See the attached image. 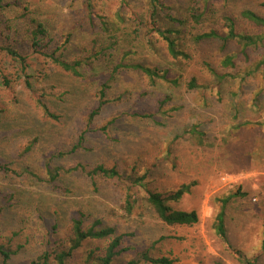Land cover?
<instances>
[{
    "label": "rangeland",
    "instance_id": "rangeland-1",
    "mask_svg": "<svg viewBox=\"0 0 264 264\" xmlns=\"http://www.w3.org/2000/svg\"><path fill=\"white\" fill-rule=\"evenodd\" d=\"M159 1L187 22L179 42L190 56L187 60L168 58L157 35L151 36L150 46L146 44L147 0H90V13L87 0L3 1L8 4L3 16L17 28L23 29L28 15L35 17L47 27L49 47L55 45L52 51L66 47L55 56L62 53L67 62H82V77L75 78L48 59L31 60L34 70L41 69L35 74L36 87L55 120L44 115L22 83L11 89L13 99L0 86V245L17 250L11 264H28L48 238L66 239L79 212L85 216V227H112L123 236L122 247L130 251L114 264L131 260L155 242L151 255L167 257L174 264H239L225 252L213 227L220 200L229 196L224 208L228 242L247 259L262 251L258 264H264V65L256 66L264 57V45L249 51L246 63L237 58L234 68H221V58L237 52L235 45L228 43L220 51L217 42L192 41L217 27L216 20L223 15L231 17L239 31L264 35V28L240 17L243 10L264 17V0ZM204 4L206 15L190 23L188 9ZM158 18L159 25L167 28ZM17 37L12 33L18 49L27 51L26 42ZM124 53H128L126 64L168 69V80L177 78L178 86L160 81L152 86L137 71L125 70L109 82L107 98L112 101L88 127L87 116L98 105L100 85ZM7 64L0 59V68ZM225 73L235 78H219ZM192 78L198 86L194 90L188 88ZM242 122L248 124L240 127ZM83 133V148L72 153ZM77 165L85 170L61 172L56 181L48 182L47 167L69 170ZM98 165L115 167L120 178L89 176ZM142 175L146 188L156 192L194 183L189 194L168 205L195 211L199 222L169 227L156 219L145 206L144 189L128 191L129 182ZM127 194L140 205L130 214L125 210ZM108 242L84 243L66 264H87V254L95 251L97 256Z\"/></svg>",
    "mask_w": 264,
    "mask_h": 264
},
{
    "label": "trees",
    "instance_id": "trees-1",
    "mask_svg": "<svg viewBox=\"0 0 264 264\" xmlns=\"http://www.w3.org/2000/svg\"><path fill=\"white\" fill-rule=\"evenodd\" d=\"M3 1L4 0H0V38L4 39L0 44V59L3 58L8 61V69L0 68V86L3 87L5 91H7L8 96L13 99V92L11 89H13L15 84L22 83L26 90H28V92H30L34 97L35 103L42 109L44 115L55 120L57 117L48 110V107L44 102L45 95L40 94V91H38L36 87L37 80L35 78V74L41 72V69L36 68L34 70L31 60L37 59L38 62H40V58L48 59L49 63L57 66L63 72L75 78L82 77L80 72L82 62L79 60L67 62L63 57L64 54L62 56V53L55 56L59 50H63L64 52L66 47L62 49L61 46H57L52 51L50 47L51 45H55L52 43L49 47L51 40L48 36V29L35 17H29L28 15L25 25L22 26L23 29L21 27L17 28L15 26L17 25L16 23L6 19L3 16L1 11L5 7H8V4L5 5ZM123 6H126L125 2H123ZM206 7V4H204V6L201 8L190 7L188 9L190 23H198L206 15ZM86 8L90 13V0H87ZM127 11H129V9ZM131 15L132 19L136 23H139L137 17L135 18L134 14ZM158 16H160V18L164 21L167 28H163L159 25ZM24 17L26 16L24 15L23 18ZM144 17V26L147 28L145 38L146 44L148 46L151 45V36L157 35L163 44L167 57L172 61L179 59L187 60L190 58L189 54L183 51L179 45L180 40H182L183 31L187 25L186 20L174 16V14L171 13L170 7L161 4L159 0H147ZM240 17L242 20H245L254 27L264 28V17L258 15L254 11L243 10L240 13ZM216 22H218L217 27L215 26L206 32H202L193 36L192 41L194 43L217 42L219 44L220 51H223L228 43L235 45L237 52L221 58V61L219 62V66L221 68H234V61L237 58L246 63L249 59L248 52L250 51L251 53L257 51L262 45H264V35H255L250 33L246 34L245 32L237 30L236 23L231 17L223 15L217 18ZM101 26L103 31L107 30L106 23L103 21V19L101 21ZM13 27L14 29H12ZM12 33H14L16 36H20L17 38L26 42V46L28 47L27 51H21V49H18V46L15 44L17 42L11 39ZM20 45L21 44H19V46ZM127 55L128 53H124L120 61L112 64V72H110L108 79L100 85V89L98 91V105L92 111H90L87 116L88 127L91 126L94 118L100 114L101 109L105 105L110 104L112 101L108 100L107 98L108 90L110 89L109 82L113 81L115 76L117 77L118 74L125 70L137 71L143 77L147 78V80L151 82L150 84L152 86H154L157 81H160L161 83H170L175 87L178 86L177 78H174L171 81L168 80V69L160 70L157 67L150 68L142 64H126L123 61ZM262 65H264V57L262 61L256 66L260 67ZM207 68L209 73L214 76L216 75L215 70L208 66ZM42 78L44 77L42 76ZM219 78L234 79L235 76L231 73H225L221 74ZM197 87L198 86L195 83V78H192L188 84V88L190 90H194L197 89ZM247 124L248 122H242L240 123V127ZM100 131L101 133H105L106 127L100 128ZM84 135V133L81 134V142L71 149L72 153L83 148L81 143L83 141ZM30 148L31 145L26 148V151L28 152ZM132 169L133 171L135 170V168ZM78 170H81L80 172H82L85 170V168L82 165H77L69 170H61V168L58 167H47V180L49 183H53L60 176L61 172L72 173ZM97 174L102 175L106 179L120 178L115 167L105 168L102 165H98L91 172H89V176H94ZM144 180L145 175L134 177L132 181L129 182L128 191H130L133 187L143 188L145 192L143 199L146 208L150 209L155 215L156 219H158L161 223L169 227H191L199 222V217L195 211L173 210L168 205L172 202H178L184 195L189 194L191 188L194 186V183L183 184L176 190L156 192L148 190ZM92 185L95 186L94 183ZM52 186L54 189L57 188L54 186V184ZM239 194L240 193L238 190L236 195ZM231 198L232 196H229L220 200V210L215 217L213 226L215 235L220 239L225 252L233 257L239 264H258V259L260 258L262 251L255 254L253 258L247 259L242 251L233 247L228 242L224 226V208ZM136 207H140V205L137 204V200L132 194H127L125 199L126 212L130 214L133 208ZM84 218L85 216L82 213H77V215L71 220L70 235L66 239L60 240L48 238L45 247L42 249L40 254L28 264H66V262L72 258L80 248H82L84 243L93 240L102 241L108 239L109 242L105 247H103L97 256H94L95 251L89 252L87 254V264H114V262H116L122 254L130 251L129 248L122 247L123 236L117 235L114 228L103 227L99 230H96V226L85 227ZM96 225H99V223ZM153 245L155 246L156 242ZM153 245L143 248L141 251L137 252L131 260L126 261L123 264H174L175 261L167 257L152 256L151 249L153 248ZM262 246L264 247V231ZM16 254L17 250H11L0 245V264H11V258Z\"/></svg>",
    "mask_w": 264,
    "mask_h": 264
},
{
    "label": "built area",
    "instance_id": "built-area-1",
    "mask_svg": "<svg viewBox=\"0 0 264 264\" xmlns=\"http://www.w3.org/2000/svg\"><path fill=\"white\" fill-rule=\"evenodd\" d=\"M221 180H222L223 182H225V181H226V179H225V178H222Z\"/></svg>",
    "mask_w": 264,
    "mask_h": 264
}]
</instances>
